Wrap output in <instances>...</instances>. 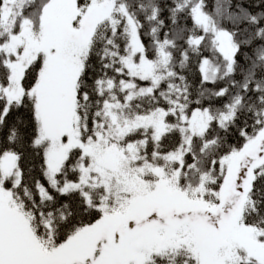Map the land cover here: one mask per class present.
I'll use <instances>...</instances> for the list:
<instances>
[{
	"label": "snow or ice",
	"instance_id": "1",
	"mask_svg": "<svg viewBox=\"0 0 264 264\" xmlns=\"http://www.w3.org/2000/svg\"><path fill=\"white\" fill-rule=\"evenodd\" d=\"M0 264H264V0H0Z\"/></svg>",
	"mask_w": 264,
	"mask_h": 264
}]
</instances>
